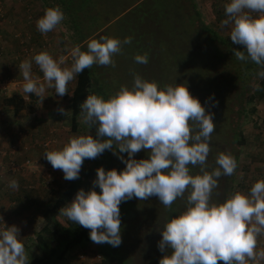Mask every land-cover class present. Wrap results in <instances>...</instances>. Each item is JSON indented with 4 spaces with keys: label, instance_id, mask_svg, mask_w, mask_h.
<instances>
[{
    "label": "rangeland",
    "instance_id": "374dc122",
    "mask_svg": "<svg viewBox=\"0 0 264 264\" xmlns=\"http://www.w3.org/2000/svg\"><path fill=\"white\" fill-rule=\"evenodd\" d=\"M57 1L52 4L62 9L65 18L56 29L47 34L39 32L36 26L37 20L46 10L40 0H26L33 10H26L23 20H18L23 26L18 23L16 26L14 17H8L1 7L3 18L0 19V30L7 32L6 40L12 42L13 46L14 39L31 46V58L38 50L47 51L57 60L60 56H65L66 63L63 66H70V51L77 46L74 43L84 40L86 30L90 31L82 45L85 51L91 39L99 40L102 36H108L123 40L125 37H132L131 43L123 45L122 52L113 57L115 67L98 64L92 66L94 88H99V92L108 99L122 86L132 88L134 73L145 80L157 82L160 87L169 84L187 85L191 94L212 114L215 123L205 170L211 172L217 167L216 157L221 152L235 157L238 165L233 175L218 179V187L212 193V202H224L237 191L250 193L253 184L264 179V101H245L246 97L242 93L246 83L236 75L237 67L239 71L242 67L232 62L229 57L223 56L227 52L219 39L231 31L230 25H221V21L227 19L225 5L230 1ZM65 9L71 11L72 17ZM214 34L219 38L214 37ZM34 36H37L36 43ZM32 39L34 44L31 43ZM0 47L5 48L2 42ZM137 53H148L149 62L146 65L135 63L133 56ZM3 58L5 59V55L0 59V75L3 78L11 77L10 74L2 72ZM13 67L16 68L14 65ZM32 72L33 78L43 79V73L34 61ZM11 75L17 79L20 72L15 70ZM75 82L76 78L68 85L69 94L63 97L56 94L54 88H50L51 99L39 101L40 114L36 117L28 113L15 115L18 117L15 119L18 120V126L15 127L16 139L10 143L13 150L11 145L10 149L5 146L3 150L0 149V217L3 218L0 226L5 225L6 228L15 225L19 229V237L25 244L28 256L39 251L35 244V235L44 224L42 212L59 197L70 181L64 179L61 170L52 168L44 153L61 149L73 136L91 135L81 119L80 131L73 132L70 117L67 118L58 111L62 107L70 112V95ZM17 86L13 87L14 91H17ZM22 90L23 86L18 87V92ZM25 97L27 101L30 100L28 96ZM1 99L2 95L0 104ZM253 105L256 111L251 113L249 109ZM7 114L12 115L10 112ZM9 152L12 154L9 155ZM15 154H19L18 159ZM124 156L127 158V153ZM149 157L147 150H141L135 158ZM6 158L16 159V169L8 166L9 159ZM101 158L104 162L102 167L106 170L116 168L123 171L126 167L111 150H106ZM95 160L86 159L80 172L81 186L86 191L93 187L94 178L86 179L85 172L94 168L96 173L101 167L100 162L95 165ZM191 172L193 175L201 174V169L197 166L191 168ZM12 180L18 181V189L9 187ZM96 191H100L98 186ZM186 197L187 193L184 199H177L171 208H165L155 196L147 200L132 198L122 202L120 246L93 243L90 230L84 231L76 236L64 255L54 258L52 264H100L102 258L109 256L115 259L112 264H159V260L165 255L158 248V242L162 238L160 231L168 220L186 210ZM74 198L75 196L67 200L65 205ZM22 199L29 202H26L25 207L19 203ZM61 248L60 245L59 250ZM262 249L264 235L258 237L257 251ZM249 264L252 262L249 261Z\"/></svg>",
    "mask_w": 264,
    "mask_h": 264
},
{
    "label": "clouds",
    "instance_id": "9594fccd",
    "mask_svg": "<svg viewBox=\"0 0 264 264\" xmlns=\"http://www.w3.org/2000/svg\"><path fill=\"white\" fill-rule=\"evenodd\" d=\"M225 12L227 19L221 25L231 26V42L243 48L233 49V56L260 66L257 75L264 78V0H230ZM64 18L59 6L49 7L37 20V30L47 34ZM131 40L130 36L123 40L108 36L91 39L86 51L79 45L71 49L70 66H63L65 56L57 60L41 51L19 64L23 92L45 97L46 89L54 88L63 97L69 94V83L85 69L94 64L115 67L113 57ZM133 60L146 65L149 55L137 53ZM32 61L43 73L42 81L33 78ZM80 109L81 122L90 129L95 126L96 134L73 136L61 149L45 152L52 168L61 170L64 179L76 180L84 161L96 159L106 150L126 165L123 171L99 167L92 189L81 188L59 210L68 221L90 229L93 243L120 246L122 202L155 196L165 208H171L187 193L186 210L168 220L160 231L158 248L165 255L159 264L264 261V249L257 251L258 237L264 235V179L255 182L250 193L237 191L224 202H212L218 179L233 175L238 165L235 157L221 152L216 157L217 167L205 170L215 123L187 85L160 87L134 73L132 88L122 86L108 99L90 94ZM58 111L67 118L71 115L62 107ZM141 150H147L150 157L136 159ZM197 166L201 174L193 175L191 168ZM9 187L18 189V181L12 180ZM0 264H28L25 244L15 225L0 229Z\"/></svg>",
    "mask_w": 264,
    "mask_h": 264
},
{
    "label": "trees",
    "instance_id": "16d2710c",
    "mask_svg": "<svg viewBox=\"0 0 264 264\" xmlns=\"http://www.w3.org/2000/svg\"><path fill=\"white\" fill-rule=\"evenodd\" d=\"M40 1L42 5L45 7V9H47L49 7H54L53 6L54 4L52 3H54L57 0H40ZM227 1L229 2L230 0H227ZM59 2L64 3V0H59ZM65 10L67 11L68 15L72 17L71 11H69L68 9H65ZM89 31L90 30H86V34L84 35L85 36L84 40L80 39L77 43H74L75 45H79L82 50L84 49L82 45L88 38ZM214 37L219 38V36L217 35H215ZM36 38L37 36H34L35 43H36ZM219 39H220L221 44L224 46L225 51L227 52L226 53L227 55H223V56L229 57L231 61L233 60L232 62L238 63V65L242 67L241 71H239L238 70L239 67H237L236 75H239L242 78L241 81H245L246 83V86L244 87L243 93H242L246 97L245 101L249 103H253L257 101H264V78H261L257 75V73L261 70L260 66L253 63L250 59L247 61H240L236 59L235 56H233V52H232L233 49L243 50V48L239 45H234L231 42L230 33L223 38L220 37ZM32 43H33V39H32ZM39 52L40 51L38 50L36 53L38 54ZM71 62H73L72 57H71ZM38 75H39V72H38ZM93 83H94V76H93L92 67L87 68L83 72L76 75V82H75V85L70 95V113H71L70 124H71V130L73 132L80 131L79 130V120L81 119L80 104L86 99V97L90 94H96V95L104 97L102 93L99 92V88L97 89L94 88ZM28 97L30 99L29 101H27L23 97V95L17 92H13L9 96L2 95V99H1V103L3 104L2 107L11 106L12 108L10 111H12L13 115L18 114V112L21 110H25L27 113L33 114V116L36 117L39 114L38 112L39 102L38 101L41 98L36 97L34 94L32 95L28 94ZM249 111L251 113H254L256 111L255 106L254 105L251 106ZM85 127L87 126L85 125ZM87 129L89 130L91 135L95 136L96 134L95 126H93L91 129L87 127ZM237 135H240V134H237ZM101 156L102 155L96 158L95 165L98 162H100L101 167H102L104 166V162ZM16 163H17L16 159L14 160L9 159L8 166L9 165L11 166L12 164H16ZM84 176L86 179H89L91 177L95 179L96 173L94 172V168L91 170H87ZM81 179L82 178L79 177L76 180H70L69 183L64 187L59 197H57L55 201L51 203L50 205H48L42 212L44 224L41 227V230L38 232V234L35 237V244H36L37 250L39 251L38 253L34 255L28 256V264H52L55 257H57L58 259L60 256L64 255L66 251L69 250V247L71 243L74 241V239L76 238V236L83 234L84 231L88 232L90 230V229L83 228L80 225H75L74 222L68 221L65 217L63 218V216L59 213V210L65 206L66 201L72 199L76 195V193L82 188ZM18 198L19 196H17V199ZM26 202H28L27 199L25 202H24V199H22L21 202L19 203L22 207H25ZM60 245L62 248L59 250ZM114 260L115 259L112 256H109L104 259L102 258L100 264H112Z\"/></svg>",
    "mask_w": 264,
    "mask_h": 264
},
{
    "label": "crops",
    "instance_id": "0c3cea01",
    "mask_svg": "<svg viewBox=\"0 0 264 264\" xmlns=\"http://www.w3.org/2000/svg\"><path fill=\"white\" fill-rule=\"evenodd\" d=\"M1 7L4 9L5 12H7L8 17H14L13 19L15 21L16 26H18L17 23L19 24L18 20H23L24 12H26V10L30 11V9H31L30 6L28 5V2H26V0H0V8ZM2 8H1V10H2ZM31 10H33V9H31ZM30 17L31 16H29V18ZM19 25L23 26L22 24H19ZM19 31H23V30H19ZM7 37H8L7 32L1 29L0 30V42H2L4 44V47H5L4 48L5 59L3 58L4 64L2 66V68H3L2 72L5 74L6 73L10 74V76H11V77L6 76L4 78V79L11 81V85H8V87H7L8 88L7 89V96H9V94H12L13 92H17V93H20L21 95H23V97L26 99L25 96H28L27 93H24L23 90L21 92H18V87L23 86V84H24V80H23L22 75L20 74L19 78L14 79V78H12L11 72L15 71V70H19V72H20L19 64L21 62H23L24 60L32 59L31 55L29 54V51L32 50L33 48L31 46L28 47V45H26V44H21L23 42H19L17 39H14L15 41H14V46H13L12 42L9 43V41L6 40ZM31 43H32V40H31ZM35 55H36V52H35ZM17 56H19V58H17ZM0 63H2V61H0ZM13 65L16 67L15 69H13L14 68ZM32 75H33V72H32ZM0 77H1V75H0ZM40 80L42 81L43 79H40ZM15 85L16 86L18 85L17 91H14L13 87ZM40 98L41 99L39 101L43 102L45 99H48V101H49V99H51L50 98V88L46 89L45 97H40ZM0 105H1L0 106V108H1V113H0V149L3 150V148H5V147H7V149H10V148L12 149L13 146L10 143L16 139L15 127L18 126V120H15V119L18 117H15V115L17 116V114L12 116L13 113H12V111H10L12 108L11 106L2 107V105H3L2 103ZM8 112L12 113V115L7 114ZM26 113L27 112L25 110H21L18 112V114H23V115H25ZM16 144H18V143H16ZM9 146H10V148H9ZM1 153L4 155L6 154L5 151H1ZM11 154H12V152H9V155H11ZM18 155L19 154H16V159H18ZM6 159L8 160V158H6ZM37 234L38 233H36V235Z\"/></svg>",
    "mask_w": 264,
    "mask_h": 264
},
{
    "label": "built area",
    "instance_id": "2783aa9c",
    "mask_svg": "<svg viewBox=\"0 0 264 264\" xmlns=\"http://www.w3.org/2000/svg\"><path fill=\"white\" fill-rule=\"evenodd\" d=\"M2 18H3V14L0 13V19H2ZM4 51L5 50L2 47H0V59L2 57H4V55H5ZM17 58H19V56H17ZM9 84H11L10 80H7V79L0 77V95H7V89H8L7 87ZM16 166H17L16 164H12L11 168L16 169ZM47 183H49V181ZM2 222H3V218L0 217V224ZM4 227H5V225L0 226V229H3Z\"/></svg>",
    "mask_w": 264,
    "mask_h": 264
}]
</instances>
